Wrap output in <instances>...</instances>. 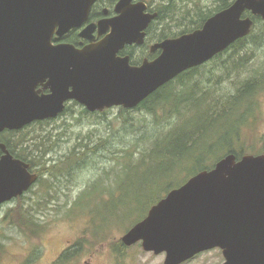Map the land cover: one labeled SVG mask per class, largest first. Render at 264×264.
Segmentation results:
<instances>
[{"label":"water","instance_id":"water-1","mask_svg":"<svg viewBox=\"0 0 264 264\" xmlns=\"http://www.w3.org/2000/svg\"><path fill=\"white\" fill-rule=\"evenodd\" d=\"M96 0H0V133L53 118L64 101L75 99L90 111L122 105L134 108L185 70L201 65L250 34L249 11L264 19V0H235L210 16L202 28L160 42L153 61L132 66L117 52L125 44L144 42L154 14L145 3L119 0L118 15L100 22L111 32L83 49L52 44V36L80 26ZM73 9V15H71ZM91 30L84 31L88 36ZM50 78L51 93L36 86ZM72 87L73 90H69ZM0 206L22 195L38 175L14 158L0 142ZM155 254L165 264H182L198 253L220 247L223 264H264V153H234L220 158L173 188L133 225L122 242Z\"/></svg>","mask_w":264,"mask_h":264},{"label":"rangeland","instance_id":"rangeland-1","mask_svg":"<svg viewBox=\"0 0 264 264\" xmlns=\"http://www.w3.org/2000/svg\"><path fill=\"white\" fill-rule=\"evenodd\" d=\"M217 3L218 0H202V9L213 8ZM185 9H193V5H187ZM253 35L258 38L256 43L249 45L246 51L248 64L239 75L235 72L228 79L225 76L222 86L220 82L223 81L224 72L214 70L217 62H212L203 72L201 69V72L191 76L189 80L192 82L188 81L186 91L196 85L195 96L198 93L202 96L203 87L211 97L215 95V99H218L221 95L234 93L239 78L245 79L255 71H264V23H258ZM172 106L177 109L181 104L173 99ZM205 107L202 102L197 108L186 112L185 118L188 120L202 113ZM255 110L258 111V108ZM160 112L159 118L165 116L164 109ZM259 113L256 128L259 127V132L264 134V89L259 95ZM126 115L125 112L121 114L120 109H114L108 114L89 116L81 107H77L73 115L48 124L37 123L26 130L28 138L41 136L46 141L44 159L48 170L25 196L16 197L11 203L0 207V264H165V253L146 252L141 242L129 247L123 244L122 236L136 222L126 230L124 225L127 223L113 219L110 213L119 212L121 216L124 206H118L109 198L110 195L120 197L122 192L123 196L133 199L143 192L140 188L143 178L140 175L159 171L160 161L164 162V159H152L148 161L152 162L151 165L136 167L141 164H138V158L151 149L153 141L147 137H157L160 131L170 129L177 119L172 118L159 125L154 114L135 109L129 114L134 119L127 123ZM199 116H196L197 119ZM229 118L235 119L233 116ZM225 126L224 123L214 126V132L207 135L202 144H206ZM242 128L246 133V127ZM227 129L221 130L218 138L225 131L232 137V129ZM78 142L85 143L89 148L85 144L80 147ZM213 145L218 149L209 158L211 162L222 154L221 142L215 140ZM125 150L132 151L133 158L128 159ZM37 151L36 154L41 153ZM185 167L187 170L174 174L175 179L180 180L189 170L194 171L193 164H186ZM129 204L137 207L135 202ZM152 204L148 200L143 211H147ZM31 219L39 226L30 223ZM95 227H103L99 237L94 236ZM74 245L78 248L75 256L69 255V259L60 261V251L68 246L71 251ZM121 245H124L120 251L122 254L116 250ZM71 246H74L73 249ZM220 261L219 252L212 251L201 253L183 264H217Z\"/></svg>","mask_w":264,"mask_h":264},{"label":"trees","instance_id":"trees-1","mask_svg":"<svg viewBox=\"0 0 264 264\" xmlns=\"http://www.w3.org/2000/svg\"><path fill=\"white\" fill-rule=\"evenodd\" d=\"M233 1L234 0H218V3L213 8L208 7V9H202V25L207 17L213 14L214 11L229 6ZM253 18L254 26L251 33L248 36L237 40L230 46V48L215 56L212 61L217 62L213 67L214 70L220 69V71L224 72L223 81L220 82L222 86L225 82V76L228 79L229 76L235 72L239 75L248 64L249 57L246 51H248L250 44L256 43V38H258L253 35L254 28L258 23H264V20L259 16H253ZM193 22L197 25L200 24L199 19L193 20ZM250 39H252L253 42ZM226 53L228 54L223 57ZM207 65L208 64L203 65L201 68L184 72L176 80H172L160 87L153 93V95L151 94V97L142 101L139 107L136 108L137 111L145 110L152 115L154 114L155 121L157 124L160 123L159 125H163L164 122L172 118L177 119V122L170 129H167V131H160V135L157 137H147L148 140L153 141L151 149L145 151L147 153L144 152L143 156L138 158V164L141 163L136 166L138 169L140 167L144 168L147 164L151 165L152 162H148L149 160L164 159V162L160 161L158 165L159 171H155L154 173H142L140 175V177L143 178L140 188L143 193L147 194L139 195L133 199L127 196L116 197V195H110L109 199L112 202L117 203L118 206H124L121 210V216H119V212L117 213L115 211H112L110 215L115 220L120 219V221L127 223L124 225L126 230L129 228V225L139 221L146 214V211L143 210L146 208L148 200L152 203H156L163 197V194L165 195L170 189L178 187L184 183L191 175L201 170H209L213 168L216 161L226 154L234 153L236 156L241 157L246 153H264V134L259 132V127L258 129L256 128L260 119L259 95L264 89V71H255L245 79L239 78L236 83L237 86L235 92L221 95L218 99H215V95L211 97L210 93L204 91L203 87L202 96H200L199 93L195 96L196 93L194 86L196 85L186 91L188 81L192 82V80H189L191 76L195 72H201V69L203 72ZM217 79L218 78H216V80ZM176 82H179V86ZM197 86H201V84L199 83ZM173 99L180 102L181 106L179 108H173ZM202 102L206 105L202 110V113L193 115L187 120V118H185L187 116L186 112L197 108ZM257 108L258 111L255 110ZM163 109L166 114L159 118L160 111ZM132 110L122 108L120 111L121 114L124 112L128 114L124 117L127 123L134 119L133 116H129ZM197 115H200L199 119H197ZM230 116H233L235 119H230ZM221 123H224L226 126L221 127V129L203 145L202 141L207 138V135L214 132V126L218 124L221 125ZM189 126L191 127L188 129ZM243 126L247 129L246 133H244ZM227 128L232 129V137L227 132L229 130ZM26 130L28 129L24 128L18 132L10 131L9 133H3L1 139L6 143H9V141H15L16 143L28 142L27 147L24 146L19 148L25 153V155L21 157L26 160L29 159L31 165L37 168L36 172L41 176L47 173L48 170L46 169V159H44V152L46 153L44 146L46 147V141L44 138H41V136L28 138L25 135ZM221 130L227 131L218 138ZM16 136H20L19 139L12 140V138H15ZM215 140L221 142L222 154L211 162L209 158L214 156L218 149V147L215 148L213 145ZM262 141L263 143H261ZM78 144L82 147L85 143L78 142ZM85 147L89 148L86 144ZM35 149L40 150L41 153L36 154L38 151ZM125 151L128 159L133 158L132 151ZM147 157L149 158L146 159ZM186 164H193L194 171L191 172L189 170V173L184 175L180 180L175 179V173L187 170L185 167ZM131 202H135L137 207L135 208L133 205H130L129 203ZM30 223L38 225L33 219H31ZM106 224L107 223H105V226ZM102 229L103 227H95L94 236L99 237ZM123 249L124 245H121L120 249L116 250L120 252ZM77 251L78 248L76 246L71 251L66 250V252L62 254V259L60 261L64 262L69 255L75 256ZM120 253L122 254L123 252Z\"/></svg>","mask_w":264,"mask_h":264},{"label":"flooded vegetation","instance_id":"flooded-vegetation-1","mask_svg":"<svg viewBox=\"0 0 264 264\" xmlns=\"http://www.w3.org/2000/svg\"><path fill=\"white\" fill-rule=\"evenodd\" d=\"M118 2L119 0H96L90 8L87 19L80 26L71 27L67 32L61 35L57 33L58 27H56L55 33L53 34L51 40L52 44L54 45L68 44L74 46L77 49H83L87 45L99 43L111 32V28H108L107 30L102 32V28H104L105 25L101 27L100 22L104 20L112 19L118 15V12L116 11V5ZM139 3L146 4V7L144 9L145 14H154L155 17L150 21L147 28L145 29L146 35L143 43L138 44L134 42L131 44H125L123 48H121L117 52V56L119 57L128 56L129 62L132 66H140L145 61L150 62L155 60L162 52V48H160L158 44L164 41L165 39L177 38L184 34H188L197 29L202 28V0H131L130 1V5L132 6L137 5ZM191 4L193 5V9H185L187 5H191ZM220 10L214 11L213 14H215ZM73 11L74 10L71 9V15H73ZM213 14H211L210 16H212ZM196 19L200 20V24L198 25L194 24L193 20ZM88 29L91 30L89 35L83 36L82 33L84 31H88ZM213 59L214 58H212L210 62H212ZM210 62H207L206 64H209ZM201 67L202 66L195 67L192 68L191 70H195ZM49 80L50 78L46 77L37 84L36 90L38 91V95L40 96L48 95L52 92L51 88L48 86ZM69 90L70 91L73 90L72 87H69ZM152 95L148 96L146 99H148ZM139 105L136 108H138ZM77 107H81L87 115H91V116H95L97 114H108L110 111L114 109H120V111L122 109V107H111V108L105 107L100 110L90 111L88 108H86L85 105L79 103L77 100L67 99L64 101L63 110L59 112L56 117L34 121L31 124L25 126L24 128L28 129L29 127L37 123L48 124L51 123L52 121L62 119L64 116L73 115ZM22 129L4 130L3 132L0 133V142L6 145L7 150L14 158L20 159L25 163H27L29 165L28 169L30 172L37 173L36 172L37 168L31 165V161L29 159L28 161L23 157H21L24 156L25 153L19 148L24 146L27 147L28 142L16 143L15 141H9V143H6L1 139L2 138L1 135L3 133H9L10 131L18 132ZM12 140H15V138H12ZM4 154L5 151L2 148H0V159ZM40 178L41 176L21 196H25L27 192H29L31 188L40 181ZM119 191H123V190H119ZM120 194L123 196L122 192H120ZM138 194L142 195L147 193L142 192ZM11 202L12 201L7 202L1 205L0 207L9 204ZM148 210L149 207L146 211V214L148 213ZM146 214L143 216V218L146 216ZM74 246H71L70 248L73 249ZM62 250L60 251L58 256H60V254L62 256V254L66 252V250H69V246L65 249L63 248ZM212 251H218L221 256V261L217 264H223L226 261V258L223 254V250L220 247H215L203 251L201 253L203 254Z\"/></svg>","mask_w":264,"mask_h":264}]
</instances>
